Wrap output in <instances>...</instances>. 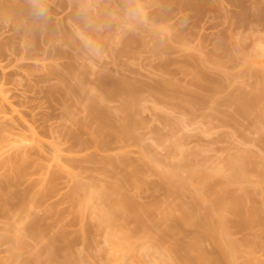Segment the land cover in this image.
Returning <instances> with one entry per match:
<instances>
[{
    "label": "rangeland",
    "instance_id": "1",
    "mask_svg": "<svg viewBox=\"0 0 264 264\" xmlns=\"http://www.w3.org/2000/svg\"><path fill=\"white\" fill-rule=\"evenodd\" d=\"M187 1L0 0V264H62L71 253L107 264L84 186L118 182L148 207L139 225L168 229L151 251L175 231L212 248L205 205L234 221L239 196L255 213L230 232L251 238L250 259L264 264V0H210L201 13ZM26 3L46 12L20 13ZM247 97L256 102L243 110ZM170 170L172 182L161 180ZM204 172L215 185L198 196ZM224 184L232 190L217 205Z\"/></svg>",
    "mask_w": 264,
    "mask_h": 264
},
{
    "label": "bare ground",
    "instance_id": "2",
    "mask_svg": "<svg viewBox=\"0 0 264 264\" xmlns=\"http://www.w3.org/2000/svg\"><path fill=\"white\" fill-rule=\"evenodd\" d=\"M187 2L194 4L191 6H196L198 13H201V11L203 12V9H206L207 7L209 8L211 6L210 0H189ZM31 5L32 4L30 3H26L25 5L20 6L19 12L24 13L25 11L21 10L26 9V12H29V15L30 12H32V14L37 17H40L42 14H44L43 12H46V10H44L45 8H41L43 6L40 7L35 5V8H40L39 10L37 8L35 9L34 5ZM18 9L19 8L17 7V11ZM37 12L39 15L37 14ZM32 14L31 16H34ZM206 78L208 80H211V78L209 77ZM166 81L168 83L170 82L168 80ZM166 81L164 79V84H162L163 87L161 86V89L163 90L167 88L168 83L166 84ZM135 83L134 85H136ZM129 85L132 86L130 83ZM129 85L128 90L126 91L127 94L129 92L130 94H132V97H135V95L137 97V95L139 94H135V91H137L136 89H139L140 87L142 88V84L139 85L138 82V88L136 87V89L135 86H132V88L129 87ZM141 88L140 90L145 89ZM140 90L138 92H140ZM262 90H264V88ZM263 94L264 93H262L260 97ZM255 102L256 99L247 97L240 103V107L241 109L245 110L251 107ZM258 112V119L264 120V104H261L259 106ZM176 145L179 146L180 143ZM242 157H239V159L237 158V160H232V170L230 171V176L232 178L233 176H240L244 174L245 168L243 164L247 161V156H245L246 158ZM123 158L124 159H121L120 157V160L119 158L118 160L115 159L114 162L117 165L128 164L130 166V163L128 162L129 160L125 157ZM238 161L240 163H238ZM140 166L141 165L138 164L136 165L135 169L132 168L134 169V171L132 169V171H129L128 177L131 180L136 181L138 179L137 173L142 171V166ZM149 169L157 170V167H155V165L153 164H150ZM159 173L163 178H161V180H164L168 183L172 182V175L176 174V172L173 170L167 172L159 171ZM213 176L214 175L212 174L204 172V178H202L196 184L198 196L202 193L203 187L209 188L208 191L213 190V187L215 185ZM79 185L80 187H82L81 185L83 184ZM84 187L86 188V190L84 189ZM84 187L83 189L86 192L85 197L87 198V203H90L93 206L96 226L105 230V239L108 243L106 251L110 254L107 264H124L125 261H127V263L125 264H255L253 260L255 257L252 260L250 259L253 255L256 256V251L253 249V240L251 238V240L249 238V240L247 238L245 240V237L241 239L234 238L229 228L231 225L236 224L246 225L253 220V214L255 213V211L253 212L252 210L251 213L244 211L242 205L240 204L239 196H234L233 199L235 200L230 203V209L233 212L239 214L238 218L234 221L232 220L233 218L230 219L229 217H227L225 213L221 214L222 211L219 210L217 206L205 205V207L207 208V213L211 216V219L209 222L203 224V233L213 237L214 246L212 248H207L203 245L202 235L199 233H196L190 238H187L182 231H175L173 233V241H168L165 244H156L157 246H159V248L156 247L155 251H151V247L154 246L155 243H157L155 242L157 236L166 234L168 229H157L152 228L151 226L149 227L148 225L138 224L141 222L140 211H144L148 207H144L141 210L137 208L136 201L128 192L126 187L120 182L113 183L111 185H108L106 183L99 185L97 184L89 186L88 188L85 185ZM231 190L232 188L229 185L224 184L222 185L221 189L214 191L216 194L215 199L218 201L217 205L220 204L221 201H224V196L226 194H229ZM203 199H201V202L205 201ZM191 211V208H188L189 215L187 216L186 220L194 217V215L191 214ZM130 222L135 223L131 224ZM240 240H244L242 242L243 244L247 242L245 243L246 246L241 245ZM161 245L162 247H160ZM244 250L246 251V254L247 251L249 252L250 257L248 255V257L246 258L251 262L246 261V259L245 261L244 259L241 261V259L244 257L242 255H239L238 253L239 251L240 253H243ZM151 254L154 255L153 258L149 257ZM69 255H67L69 258L66 256V262L63 261L62 264H95L92 259L89 260L90 258H84L85 260L83 258H78V260H76L73 259L75 257L72 255V253ZM71 256H73V258ZM258 257L259 255L256 256L257 259ZM255 262L256 264H259L257 261Z\"/></svg>",
    "mask_w": 264,
    "mask_h": 264
}]
</instances>
